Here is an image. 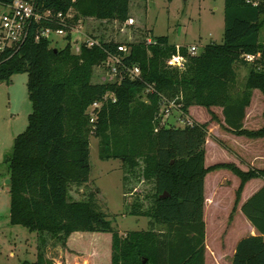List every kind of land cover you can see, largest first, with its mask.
Instances as JSON below:
<instances>
[{
	"label": "trees",
	"instance_id": "obj_1",
	"mask_svg": "<svg viewBox=\"0 0 264 264\" xmlns=\"http://www.w3.org/2000/svg\"><path fill=\"white\" fill-rule=\"evenodd\" d=\"M12 2L0 0V9ZM33 2L54 15L73 11L67 21L72 26L81 19L124 24L130 18V0ZM40 25L58 27L57 22L33 26L23 43L0 53V83L27 74L32 105L28 125L15 137L7 158L10 223L38 234L36 261L22 264H54L46 257L48 239L72 250L73 235L83 233L110 234V264H205L206 175L227 169L238 177L236 203L248 181H264V169L242 171L232 163L205 166L209 122L237 137L264 138V126L243 127L252 91L264 95V43L259 42L264 0H224L222 42L205 45L196 55H190L186 47L177 49L167 36L152 38L151 44L145 39L127 43L124 64L137 66L140 75L124 76L116 83L94 84L91 78L95 67L117 54L120 43L101 41V47L82 46L75 54L69 35L62 48L52 47L48 39L36 41ZM176 54L185 59L181 69L167 65ZM238 65L248 69L240 92L236 90ZM106 94L114 101H103L90 123L88 107ZM163 99L172 102L182 117L189 116V108L202 107L210 121L200 124L190 119L183 127L167 121L161 125ZM214 107L221 108L223 123ZM91 135L99 140L101 161L121 162L124 197L131 193L132 181L152 185L150 194H131L132 202L124 203L126 214L148 219L147 230L121 235L93 192L86 200L71 199L70 187L82 188L90 181ZM240 210L256 234L237 242L230 264H264V185Z\"/></svg>",
	"mask_w": 264,
	"mask_h": 264
},
{
	"label": "rangeland",
	"instance_id": "obj_2",
	"mask_svg": "<svg viewBox=\"0 0 264 264\" xmlns=\"http://www.w3.org/2000/svg\"><path fill=\"white\" fill-rule=\"evenodd\" d=\"M0 9V14H1ZM74 12L71 11L70 15ZM129 16L134 20L131 26L118 22H105L86 19L83 30L89 36L100 41L117 43H137L147 37L167 36L169 41L178 47L194 45L197 54L205 45L220 44L224 31V0H130ZM72 35L71 48L75 53L80 39ZM259 42L264 43V25L259 32ZM50 45L56 48L64 46L62 38L52 39ZM248 69L236 66V90L243 89ZM91 83H114L107 65L95 67ZM27 74H16L10 81L0 83V264H22L35 262L37 257L38 234L20 225H12L9 220L10 194L7 184V158L12 153L16 136L23 133L28 125V117L32 105L27 93ZM259 93V94H258ZM251 123L244 127L258 130L264 126V95L260 91L251 97ZM189 116L182 117L177 108H170L164 121L183 127L191 120L196 123L210 121V116L202 107H191ZM212 111L223 123L221 108ZM191 112V115H190ZM259 119L257 120V118ZM262 117V118H260ZM183 122H180V120ZM189 119V120H188ZM191 122V121H190ZM219 125V124H218ZM209 122L205 144V166L216 163H232L242 171L252 168L249 160L250 152L260 142L245 137H237L223 129L220 125ZM263 141V140H262ZM90 145V181L82 188L70 187L69 195L73 200H86L93 192L101 210L108 215L113 228L121 235L128 231H141L149 228L145 217L126 214L124 203H131L134 195L150 194L152 185L143 181L130 182L129 195L124 197L122 187V165L119 160L101 161L99 159V140L93 135ZM264 169V167H263ZM257 179L242 191L239 202H235V194L240 180L227 169L212 171L206 175L204 184L205 223V264H230L237 242L249 236V223L241 213V205L252 195L251 190L262 182ZM264 182V181H263ZM148 204V203H146ZM155 229H159L156 227ZM74 237V239H72ZM69 245L72 250H64L57 240L48 239L46 257L54 264H110V234L83 233L74 234ZM81 237L80 239H78ZM93 247V250H91ZM71 259V260H69ZM103 261V262H102Z\"/></svg>",
	"mask_w": 264,
	"mask_h": 264
},
{
	"label": "built area",
	"instance_id": "obj_3",
	"mask_svg": "<svg viewBox=\"0 0 264 264\" xmlns=\"http://www.w3.org/2000/svg\"><path fill=\"white\" fill-rule=\"evenodd\" d=\"M69 11L65 15L62 13H57L56 15L50 9H42L36 6L33 0H13L10 5L4 6L0 14V53L6 49L13 48L20 43H23L25 39L30 34L33 26L41 24L42 22L48 23H58L57 28L43 27L40 25L39 30L35 33V40L38 41L40 38L52 39L62 38L64 40V46L67 44L65 40L69 35L71 44L72 35L77 34L80 39L79 46H77L75 54L80 52L82 46L86 48L101 47V41L99 39L89 36L83 30L84 20H78L75 25H69L67 21H70L73 15H70ZM134 23L132 18H129L124 24L126 26H131ZM153 42L152 38L147 37L145 39L146 44H151ZM63 46V47H64ZM177 49L179 48L176 46ZM190 55L197 54V47L194 45L187 48ZM129 53V48L126 44L120 43L117 46V54H112L108 56L107 60L104 62L107 65L111 76L114 79V83L119 82L122 77L129 76L132 79L138 78L140 75V70L137 66L132 68L126 67L124 64V57ZM247 60H252V56H247ZM185 63L184 57L179 54L173 55L167 61V65L172 68H183ZM151 89V88H150ZM149 88L146 90L149 91ZM111 94H106L103 99L98 102L92 103L86 113L89 116L90 123H93L96 119L97 111L100 109L103 101L112 99ZM170 108H175L172 102H168L163 99V106L161 112L163 113V118L167 117ZM176 109V108H175ZM187 118V117H186ZM189 120V119H188ZM180 122H183L181 119ZM189 121L186 124H190Z\"/></svg>",
	"mask_w": 264,
	"mask_h": 264
},
{
	"label": "crops",
	"instance_id": "obj_4",
	"mask_svg": "<svg viewBox=\"0 0 264 264\" xmlns=\"http://www.w3.org/2000/svg\"><path fill=\"white\" fill-rule=\"evenodd\" d=\"M177 46V45H176ZM257 90H253L252 91V96H254L256 94ZM259 94V93H258ZM251 103V102H250ZM250 105L249 107L246 109V115L243 121V127H245L247 125V123H251L252 119L250 117ZM189 110H191V108H189ZM264 112V111H263ZM191 115V112H190ZM263 117V116H262ZM260 117V118H262ZM259 119V117L257 118V120ZM213 124H216L213 122ZM218 125V124H217ZM219 126V125H218ZM246 129V128H245ZM207 139V138H206ZM251 140H255L260 142L259 146H258V150L255 148V151L250 152V156H249V160H247L246 162H248L250 164V166L252 168H257V169H263L264 167V138H260V139H251ZM263 140V141H262ZM206 144V142H205ZM218 164V163H216ZM214 165V164H213ZM237 166V165H235ZM238 167V166H237ZM206 178V177H205ZM257 179H252L250 181H248L245 186L244 189L253 181H256ZM204 184H205V180H204ZM264 185V182H260L257 185L254 186V188L251 190V194H254L259 188H261ZM243 189V191H244ZM248 222V221H247ZM249 223V222H248ZM250 225V223H249ZM256 231L255 229L250 225L249 227V235H255Z\"/></svg>",
	"mask_w": 264,
	"mask_h": 264
},
{
	"label": "water",
	"instance_id": "obj_5",
	"mask_svg": "<svg viewBox=\"0 0 264 264\" xmlns=\"http://www.w3.org/2000/svg\"><path fill=\"white\" fill-rule=\"evenodd\" d=\"M7 184L9 185L10 184V180L8 179L7 180ZM166 196V193H164L161 197H165Z\"/></svg>",
	"mask_w": 264,
	"mask_h": 264
}]
</instances>
